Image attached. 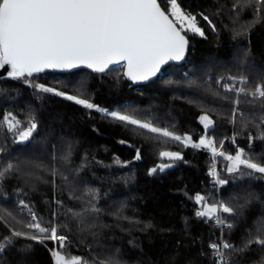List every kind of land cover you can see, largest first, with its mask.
<instances>
[{"label":"trees","instance_id":"obj_1","mask_svg":"<svg viewBox=\"0 0 264 264\" xmlns=\"http://www.w3.org/2000/svg\"><path fill=\"white\" fill-rule=\"evenodd\" d=\"M179 2L196 15L204 35L186 32V60L164 66L148 82H130L124 65L105 73L46 72L27 77V83L0 78V170L14 165L0 178V240L13 230L34 232L23 227L29 209L41 226L67 225L58 234L68 237L64 249L51 240L14 237L0 253V264H54L50 249L88 264H216L209 245L220 233L237 249L257 235L264 239V231L258 232L264 228V175L249 176L243 166L244 175L229 173L230 162L221 157V177L227 183L218 195L209 184L210 148L183 140L210 138L219 147L232 133L242 142L253 136L245 154L264 164V140L259 138L264 99L224 88L227 76L247 77L242 87L250 90L264 84V5L250 0ZM160 3L165 7V0ZM33 84L150 121L182 140L157 137ZM9 113L19 122L14 130L3 119ZM205 115L213 121L208 127L201 120ZM33 117L37 128L21 141L19 134ZM162 151L178 152L183 159L161 157ZM222 151L227 156L238 150L225 143ZM162 164L171 167L161 171ZM153 168L157 171L150 174ZM197 194L209 204L223 201L233 207L235 216L223 214L232 228L197 216L202 207ZM227 256L230 264H264V246L227 250Z\"/></svg>","mask_w":264,"mask_h":264},{"label":"snow or ice","instance_id":"obj_2","mask_svg":"<svg viewBox=\"0 0 264 264\" xmlns=\"http://www.w3.org/2000/svg\"><path fill=\"white\" fill-rule=\"evenodd\" d=\"M250 2L264 5V0H250ZM200 15L203 19H208L203 13ZM186 32L204 35L203 30L198 26L196 15L184 10L179 0H165V7L161 6L160 0H0V69L8 66L9 76L17 80L24 79L27 83V77L45 69H71L84 65L103 73L113 65L124 62L129 79L146 81L160 71L161 65L168 61L183 59L188 40L182 33ZM232 79L237 78L232 77ZM238 79L244 84L248 82L247 77L244 76ZM32 86L44 93L64 96L86 109H96L116 121L157 134V137L182 140V137L175 135L174 132L156 127L150 121H141L131 114L120 111L108 112L88 99L67 95L42 84ZM227 90L235 91L237 95L264 99V84H257L254 90L244 87ZM235 103L239 104V99ZM3 119L9 130L17 128L19 122L11 113ZM201 120L206 122V127L213 124L206 115L202 116ZM36 128L37 123L33 117L26 129L20 132L19 139L28 140ZM259 138L264 140V132ZM249 139L251 140V137ZM183 140L191 142V137ZM192 146L210 148L213 156L219 155L227 159L230 162L227 168L229 173L244 175L245 173L241 172L243 166L244 169L250 170L246 173L249 176L256 173L264 175V164L255 162L252 157L247 156L244 149H238L235 155L226 156L223 151L218 152L212 139L203 137L198 144ZM160 156L173 161L183 159L178 152L162 151ZM67 158L68 156L65 157ZM139 158V150H137L136 159ZM168 167L171 165L158 166L161 171ZM13 169L14 165L9 163L0 170V178ZM156 171L157 168H153L150 174ZM210 175L221 185L227 183L219 177L215 167ZM195 199L202 205L201 210L196 213L197 216L212 221L218 227L232 228L223 214L235 216L233 207L223 201L209 204L206 198L199 194ZM20 204L27 207L24 201H20ZM91 211L99 210L92 208ZM29 215L30 220L24 223L23 227L34 232L13 230L10 237L0 240V253L12 244L14 237L39 243L51 240L58 242L59 249L65 248L68 237L58 234V230L66 229L67 225H53L50 228L41 226L40 220L30 209ZM74 215L80 216L83 213H74ZM259 231H264V228H259ZM253 243L264 246V239L257 235L248 239L240 249L226 240L212 243L209 247L216 257V264H230L224 250L243 251ZM30 248L31 246H28L25 251ZM50 252L55 264H88L80 257L66 258L58 249H50Z\"/></svg>","mask_w":264,"mask_h":264},{"label":"built area","instance_id":"obj_3","mask_svg":"<svg viewBox=\"0 0 264 264\" xmlns=\"http://www.w3.org/2000/svg\"><path fill=\"white\" fill-rule=\"evenodd\" d=\"M250 137H251V140L249 139ZM250 137H248L245 140V142H242V141L238 140L237 136L234 133H232L230 136H228L224 140V142H229L230 145L233 144L232 146H234L237 150L238 149H244V151H246L247 147H252L254 141L256 140L255 137H253V136H250ZM217 156L218 155L212 157L213 158V162H212V165L210 167V173L213 170V167H215V170L218 172L219 177L222 179V177H221V165H220V162H219V157H217ZM209 184H210L211 187H213L217 191V194L220 195L222 185L217 183L216 180L210 174H209ZM221 228H226V227L221 226ZM221 240H225L222 233H220L219 235H217L215 237V240H214L213 243L220 242ZM229 243H231V242H229ZM231 244H233V243H231ZM224 251H225L226 259L229 260V258L227 256V250H224ZM214 259H215V263H216L215 255H214Z\"/></svg>","mask_w":264,"mask_h":264},{"label":"water","instance_id":"obj_4","mask_svg":"<svg viewBox=\"0 0 264 264\" xmlns=\"http://www.w3.org/2000/svg\"><path fill=\"white\" fill-rule=\"evenodd\" d=\"M162 6V5H161ZM163 7V6H162ZM184 35H186L185 33H182ZM187 40H188V47L185 51V54H184V57L183 59L181 60H178V61H168L166 64H163L161 65V68H160V71L153 77H151L150 79L146 80V81H133L131 79H129L126 75L127 73V67H126V64L124 62H121L120 64L118 65H113L112 67H115V66H119V65H124V75L126 77V79H128L130 82L134 83V84H142V83H145V82H148L152 79H154L156 76H158L160 74V72L162 71L163 67L166 66V65H169V64H172V63H178V64H181L183 63L185 60H186V57L188 55V52H189V47H190V41L188 39V37L186 36ZM78 69H87L89 71H92L94 73H100V72H96L94 71L93 69H89L87 68L86 66L84 65H79L75 68H71V69H45L43 72H40V73H34L33 75H39V74H43V73H46V72H53V73H70V72H73L75 70H78ZM9 71H10V68L8 66H5L4 69H0V78H8V77H11L9 76ZM106 72V71H105ZM103 72V73H105Z\"/></svg>","mask_w":264,"mask_h":264},{"label":"rangeland","instance_id":"obj_5","mask_svg":"<svg viewBox=\"0 0 264 264\" xmlns=\"http://www.w3.org/2000/svg\"><path fill=\"white\" fill-rule=\"evenodd\" d=\"M120 66V65H119ZM160 74H161V72H160ZM232 77H235V76H227V77H225V84H224V88L227 90L228 88H241L242 87V85H243V83H241L240 82V80L238 79L239 77H241V76H239V77H236L237 79H232ZM236 83H239V85L237 84V86H236ZM233 92H235V91H233ZM236 93V92H235ZM68 95V94H67ZM204 122V121H203ZM205 124H206V122H204ZM208 139V138H207ZM189 143H191V144H198V143H194V142H189ZM225 143H227V144H229V142H224L223 141V144H225ZM223 144H222V146H223ZM231 145H233V144H231ZM217 147V146H216ZM234 147V146H233ZM217 150H218V152L219 151H222V147L221 146H219V147H217ZM212 156H213V154H211ZM217 157H219V162H220V158H221V156H217ZM54 264H55V262H54Z\"/></svg>","mask_w":264,"mask_h":264}]
</instances>
